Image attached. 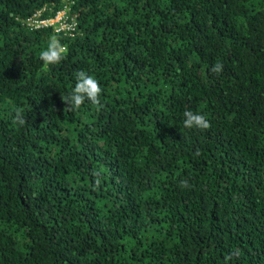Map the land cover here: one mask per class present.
Wrapping results in <instances>:
<instances>
[{
	"label": "trees",
	"instance_id": "1",
	"mask_svg": "<svg viewBox=\"0 0 264 264\" xmlns=\"http://www.w3.org/2000/svg\"><path fill=\"white\" fill-rule=\"evenodd\" d=\"M0 264H264V0H0Z\"/></svg>",
	"mask_w": 264,
	"mask_h": 264
},
{
	"label": "clouds",
	"instance_id": "2",
	"mask_svg": "<svg viewBox=\"0 0 264 264\" xmlns=\"http://www.w3.org/2000/svg\"><path fill=\"white\" fill-rule=\"evenodd\" d=\"M65 46L55 36H52L47 46L40 52V60L45 64L54 65L62 61L65 54ZM212 71L215 73H221L223 71V65L217 63L214 65ZM102 94V88L98 81L85 71H79L75 74V84L72 91L67 98V105L70 109L76 110L85 102H90L93 105L100 103V97ZM183 127L185 129H206L209 127V122L205 115L187 110L183 113ZM15 118L22 124L24 123L19 110L16 112Z\"/></svg>",
	"mask_w": 264,
	"mask_h": 264
},
{
	"label": "built area",
	"instance_id": "3",
	"mask_svg": "<svg viewBox=\"0 0 264 264\" xmlns=\"http://www.w3.org/2000/svg\"><path fill=\"white\" fill-rule=\"evenodd\" d=\"M67 8L59 12L53 19H46L41 11L37 12L27 20V27L31 30L54 28L58 34L72 32L76 30V23L75 19L70 17Z\"/></svg>",
	"mask_w": 264,
	"mask_h": 264
}]
</instances>
